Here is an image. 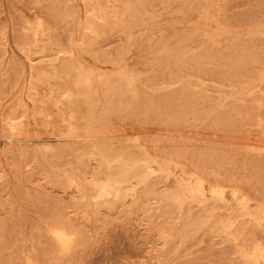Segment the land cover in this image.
Segmentation results:
<instances>
[{"label":"rangeland","instance_id":"1","mask_svg":"<svg viewBox=\"0 0 264 264\" xmlns=\"http://www.w3.org/2000/svg\"><path fill=\"white\" fill-rule=\"evenodd\" d=\"M47 223L61 264L264 247V0H0V264H51Z\"/></svg>","mask_w":264,"mask_h":264},{"label":"clouds","instance_id":"2","mask_svg":"<svg viewBox=\"0 0 264 264\" xmlns=\"http://www.w3.org/2000/svg\"><path fill=\"white\" fill-rule=\"evenodd\" d=\"M45 228L47 236L53 242L51 264H61L79 249L80 237L76 229L63 223H47ZM238 254L245 264H257L259 260H264V247L257 245L251 250L240 248Z\"/></svg>","mask_w":264,"mask_h":264},{"label":"bare ground","instance_id":"3","mask_svg":"<svg viewBox=\"0 0 264 264\" xmlns=\"http://www.w3.org/2000/svg\"><path fill=\"white\" fill-rule=\"evenodd\" d=\"M197 16V15H196ZM213 28V27H212ZM128 30V29H127ZM167 31V30H166ZM148 43V42H147ZM146 46V45H145ZM19 68V67H18ZM260 69V68H259ZM20 70V69H19ZM11 75V74H10ZM15 76V75H14ZM13 80V79H12ZM75 83V82H74ZM90 79H89V76L88 75H82V76H80L78 79H77V81H76V87L77 88H80V89H82V92L84 93V94H86V92L88 91V89H89V87H90ZM222 86V85H221ZM15 88V87H14ZM8 91V90H7ZM4 93V92H3ZM20 127V126H19ZM68 128H67V130H66V132H67V137L68 136H76V134H73V132H75L74 130H76V127H75V125L74 124H71V123H69L68 124V126H67ZM136 132V131H135ZM262 132V131H261ZM191 138V137H190ZM9 139V138H8ZM135 141V140H134ZM89 146V145H88ZM140 149V148H139ZM125 167H127V166H125ZM127 169V168H126ZM125 169V170H126ZM137 170V169H136ZM124 172V171H123ZM117 173V172H116ZM130 173V172H129ZM134 173H136V172H134ZM133 173V174H134ZM125 176V175H124ZM132 176V175H131ZM117 178V181H120V180H122L123 178H121V176L120 177H116ZM115 178V179H116ZM126 178V177H125ZM125 180V179H124ZM115 183V182H114ZM111 186V185H110ZM106 186H100V189H103V190H105L106 188H105ZM201 193V192H200ZM252 198V197H251ZM220 201V200H219ZM240 226V225H239ZM242 229V228H241ZM236 233H237V231H236ZM238 237V236H237ZM234 238V237H233ZM258 264V263H257Z\"/></svg>","mask_w":264,"mask_h":264}]
</instances>
